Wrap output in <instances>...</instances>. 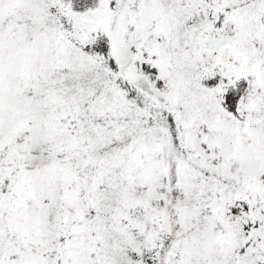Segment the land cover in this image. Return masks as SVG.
<instances>
[{
	"label": "snow or ice",
	"instance_id": "6c2138e0",
	"mask_svg": "<svg viewBox=\"0 0 264 264\" xmlns=\"http://www.w3.org/2000/svg\"><path fill=\"white\" fill-rule=\"evenodd\" d=\"M0 264H264V0H0Z\"/></svg>",
	"mask_w": 264,
	"mask_h": 264
}]
</instances>
